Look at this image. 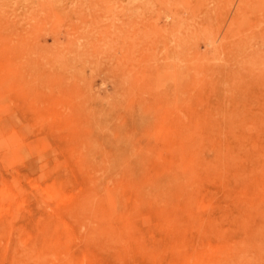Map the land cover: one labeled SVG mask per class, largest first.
Instances as JSON below:
<instances>
[{
	"label": "rangeland",
	"instance_id": "rangeland-1",
	"mask_svg": "<svg viewBox=\"0 0 264 264\" xmlns=\"http://www.w3.org/2000/svg\"><path fill=\"white\" fill-rule=\"evenodd\" d=\"M45 1L0 0V264H264V0Z\"/></svg>",
	"mask_w": 264,
	"mask_h": 264
},
{
	"label": "bare ground",
	"instance_id": "bare-ground-1",
	"mask_svg": "<svg viewBox=\"0 0 264 264\" xmlns=\"http://www.w3.org/2000/svg\"><path fill=\"white\" fill-rule=\"evenodd\" d=\"M43 2H46V1H45V0H43ZM42 5H44V4H42ZM208 43H210V41H209Z\"/></svg>",
	"mask_w": 264,
	"mask_h": 264
}]
</instances>
